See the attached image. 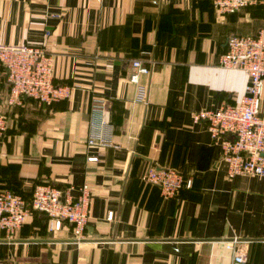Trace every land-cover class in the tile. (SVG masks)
<instances>
[{"label": "crops", "instance_id": "obj_1", "mask_svg": "<svg viewBox=\"0 0 264 264\" xmlns=\"http://www.w3.org/2000/svg\"><path fill=\"white\" fill-rule=\"evenodd\" d=\"M262 27L264 2L219 14L210 0H0V41L44 43L54 81L71 87L62 100L8 106L0 68V191L28 198L47 182L76 194L86 183L92 194L82 240L68 224L49 232L32 211L12 238L0 230V264H230L233 238L250 264H264V176L229 179L219 145L193 118L238 102L247 76L219 58L230 35ZM135 58L151 67L141 78L147 103L126 79ZM92 97L107 100L114 145L87 144ZM149 164L181 170L192 187L162 197L141 179Z\"/></svg>", "mask_w": 264, "mask_h": 264}, {"label": "built area", "instance_id": "obj_2", "mask_svg": "<svg viewBox=\"0 0 264 264\" xmlns=\"http://www.w3.org/2000/svg\"><path fill=\"white\" fill-rule=\"evenodd\" d=\"M219 14L237 12L264 0H210ZM50 32L46 30L44 37ZM219 66L239 69L247 76L243 95L236 104H224L217 110H200L193 115L203 120L214 143L220 147L219 162L226 164L227 177L236 175L264 176V115L261 99L264 91V27L255 35H230L226 50L219 58ZM0 68L9 83L6 105L21 104L22 97L39 103H50L68 98L71 87L57 84L53 79L52 57L44 43L41 45L5 44L0 41ZM150 65L141 58L131 60L126 79L135 85L134 101L147 103L148 87L141 81L150 73ZM107 100L92 97L87 144L114 145L112 125L104 118ZM7 129V116L0 104V137ZM88 160H97L88 157ZM141 179L157 186L164 198L178 196L182 189L192 187V177L185 176L174 167H156L149 164ZM75 189H60L51 183L33 185L28 198L9 190L0 191V230L7 239L22 227L32 211L47 218L49 232L61 230L64 224L71 227L76 240L85 237L91 205V189L85 183ZM112 217L109 212L108 218ZM231 254L230 264H250L245 245L233 238L224 242Z\"/></svg>", "mask_w": 264, "mask_h": 264}, {"label": "water", "instance_id": "obj_3", "mask_svg": "<svg viewBox=\"0 0 264 264\" xmlns=\"http://www.w3.org/2000/svg\"><path fill=\"white\" fill-rule=\"evenodd\" d=\"M263 155H264V151H263Z\"/></svg>", "mask_w": 264, "mask_h": 264}, {"label": "trees", "instance_id": "obj_4", "mask_svg": "<svg viewBox=\"0 0 264 264\" xmlns=\"http://www.w3.org/2000/svg\"><path fill=\"white\" fill-rule=\"evenodd\" d=\"M256 34V33H255ZM25 198H27V197H25Z\"/></svg>", "mask_w": 264, "mask_h": 264}]
</instances>
